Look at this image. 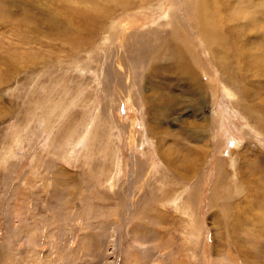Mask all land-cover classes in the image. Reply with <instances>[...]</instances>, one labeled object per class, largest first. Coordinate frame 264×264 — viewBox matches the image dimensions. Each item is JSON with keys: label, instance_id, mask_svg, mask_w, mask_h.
Instances as JSON below:
<instances>
[{"label": "rangeland", "instance_id": "1", "mask_svg": "<svg viewBox=\"0 0 264 264\" xmlns=\"http://www.w3.org/2000/svg\"><path fill=\"white\" fill-rule=\"evenodd\" d=\"M200 2L0 0V264H264V0Z\"/></svg>", "mask_w": 264, "mask_h": 264}, {"label": "bare ground", "instance_id": "2", "mask_svg": "<svg viewBox=\"0 0 264 264\" xmlns=\"http://www.w3.org/2000/svg\"><path fill=\"white\" fill-rule=\"evenodd\" d=\"M201 2L200 3H197V16H198V19H200L201 18V16H202V13L205 11L204 10V7H206V8H208V6L206 5V3H208L209 2V0H200ZM202 32H203V35H205V36H207L206 37V40L208 41V42H211V38H212V36H211V34H212V31H211V29H210V27H209V25L207 24V23H204L203 24V27H202ZM153 57V56H152ZM155 58V57H154ZM188 65V64H187ZM187 65H184L183 67H181V72L185 69V66H187ZM140 66V65H139ZM143 66V65H142ZM196 74H197V72H195ZM194 73V74H195ZM194 74H192V75H194ZM201 75V74H200ZM198 77H199V74H198ZM192 79H193V77H192ZM195 80V79H194ZM201 80V79H200ZM197 90H198V92L200 93V92H202L203 90H204V85H203V83L202 82H200L198 85H197Z\"/></svg>", "mask_w": 264, "mask_h": 264}]
</instances>
